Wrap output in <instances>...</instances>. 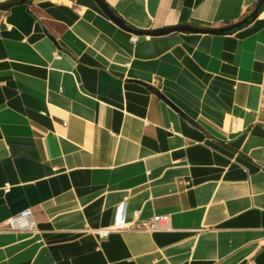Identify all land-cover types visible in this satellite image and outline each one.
<instances>
[{
  "label": "crops",
  "instance_id": "0c3cea01",
  "mask_svg": "<svg viewBox=\"0 0 264 264\" xmlns=\"http://www.w3.org/2000/svg\"><path fill=\"white\" fill-rule=\"evenodd\" d=\"M104 1L156 31L261 0ZM242 31L132 43L90 0L0 11V264H264V29ZM124 202L170 230L100 239Z\"/></svg>",
  "mask_w": 264,
  "mask_h": 264
},
{
  "label": "water",
  "instance_id": "95a60500",
  "mask_svg": "<svg viewBox=\"0 0 264 264\" xmlns=\"http://www.w3.org/2000/svg\"><path fill=\"white\" fill-rule=\"evenodd\" d=\"M30 1L32 0H13V1L0 5V11H7L17 6L26 5ZM90 1L95 3L96 6L103 12V14L106 15L119 28L135 35L136 37H162V36H166L172 33L224 35L228 32L238 30L245 24V23H240V24H236V25L229 26L226 28L215 29V30H201V29H196V28H192L188 26L165 28V29L156 30V31L132 30L121 18L117 17L114 14V12L108 7V5L105 3L104 0H90ZM262 5H264V0L260 1L258 7L255 9L254 13L250 17L252 26L240 32L238 34V38L240 39L248 38L264 29V20H257L259 17V9Z\"/></svg>",
  "mask_w": 264,
  "mask_h": 264
},
{
  "label": "built area",
  "instance_id": "2783aa9c",
  "mask_svg": "<svg viewBox=\"0 0 264 264\" xmlns=\"http://www.w3.org/2000/svg\"><path fill=\"white\" fill-rule=\"evenodd\" d=\"M137 37H132V43H136ZM57 58L59 54H54ZM127 214V202L122 203L116 211V216L113 225L110 228L95 232L100 239L108 238L111 234H120L129 230H146L148 232H164L170 230V216H157L152 220L146 222H136V224H130L126 221ZM138 213H135V218L138 219ZM8 228L10 230H24L32 231L36 228V223L32 219L31 212H24L17 218H14L8 222Z\"/></svg>",
  "mask_w": 264,
  "mask_h": 264
},
{
  "label": "trees",
  "instance_id": "16d2710c",
  "mask_svg": "<svg viewBox=\"0 0 264 264\" xmlns=\"http://www.w3.org/2000/svg\"><path fill=\"white\" fill-rule=\"evenodd\" d=\"M259 3H260V2H259ZM259 3L255 6V8H254L251 12H249L248 14H246V15L242 18V20H241L240 22L236 23V24L245 23L241 28H239L238 30H234V31L228 32V33H226V34H224V35L235 34V33L239 32V31H242V30L246 29L249 25H251L252 22H251V18H250V17H251V15L254 13L255 9L258 7ZM263 11H264V5H262V6L260 7V9H259V14H261ZM113 12H114V11H113ZM114 13H115V12H114ZM236 24H228L226 27L233 26V25H236ZM226 27H225V28H226ZM129 28H130V26H129Z\"/></svg>",
  "mask_w": 264,
  "mask_h": 264
},
{
  "label": "bare ground",
  "instance_id": "6f19581e",
  "mask_svg": "<svg viewBox=\"0 0 264 264\" xmlns=\"http://www.w3.org/2000/svg\"><path fill=\"white\" fill-rule=\"evenodd\" d=\"M263 16H264V14H263Z\"/></svg>",
  "mask_w": 264,
  "mask_h": 264
}]
</instances>
